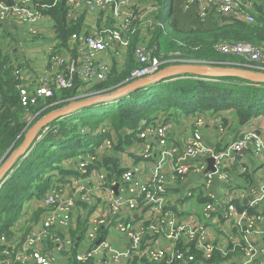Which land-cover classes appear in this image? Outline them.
Returning <instances> with one entry per match:
<instances>
[{"label": "built area", "instance_id": "obj_1", "mask_svg": "<svg viewBox=\"0 0 264 264\" xmlns=\"http://www.w3.org/2000/svg\"><path fill=\"white\" fill-rule=\"evenodd\" d=\"M129 1L66 0L70 18H75L82 9L94 16L103 11L105 16H110L112 23L103 24L100 28L85 32L73 33L70 38L75 49L74 57L67 49L56 53L52 47V56L48 60L50 72L27 77L26 66L15 71L16 78L22 75L25 80V83L16 85V90L18 103L24 110L26 127L32 123L39 112L54 102L45 104V108L35 115L31 114L30 108L39 103H45L44 101L51 98L56 90L72 87L75 77L81 82L77 87L78 94L69 103L106 94L101 93L102 91L87 89L94 82L104 81L108 77L107 73L111 65L104 61L103 56L106 57L107 54L117 57L129 45V37L135 31ZM210 2L217 5L216 10L219 16L234 15L247 23L255 20L251 13L253 0H186L185 7L197 4L199 15L202 16ZM41 18V12L31 6V0H13L11 3L0 0V35L3 24L9 19L25 21L29 33L36 35L37 29L31 25ZM149 23L148 20L144 25ZM215 47L222 54L238 55L245 62L251 63V65L239 63L240 65L264 72V45L222 41ZM133 56L135 65L129 71L130 81L151 76L165 67L163 63L176 60H161L152 56L151 49L144 42L134 47ZM81 89L83 91H79ZM69 103L60 108H64ZM143 124L136 134L145 143L141 155L146 157L156 152L160 162L171 159L168 172L165 173L160 165L149 175L127 168L117 178L114 176L110 178L108 174L100 175L94 169L88 171L87 166L94 162V157L84 158L83 153H78V162L75 167L77 175H73L75 183L73 191L65 195L62 193L63 186H52L41 202L44 210L37 220H33L28 225L22 240L13 242L2 236L0 264L16 262L20 264H128L134 257H137L136 264H211L215 252L218 251L221 256H226L236 251L238 244L231 248L218 247L206 232V226L198 219L196 211H192L190 219L182 223H176L171 213L165 211L168 202L167 178L173 180L185 174L198 173L202 174V180L194 182L195 192L198 195L206 196L207 187L211 182L214 179L222 180L226 191L224 202L226 217L234 220L236 224L245 223L249 229H259L260 242L258 244L251 241L245 246L242 264H254L258 255L264 257V187L257 193L250 188L245 190L244 186H237L233 181L245 171L244 164L235 160L238 158L235 156L242 149H252L250 151L253 156L261 160L263 157L261 169L264 181V138L255 130L247 129L242 131L236 139L225 141L221 149H216L207 144L196 129L183 140L181 146H176L172 143V133L168 122L154 120ZM191 125L196 128L203 127L204 116L199 114L194 117ZM106 130L107 128L101 126L92 130L80 127L81 133H98ZM50 132L56 133V127L48 125L43 127L36 142ZM105 143L110 145L109 140ZM208 157H212L213 169H209L210 166L206 160ZM2 158L3 156L0 162ZM241 191L244 195L240 194ZM190 195L194 196L195 193L189 192L184 196ZM244 197H247L249 202L244 203L243 211L239 208L240 211H238L236 203ZM78 201L90 207L96 206L99 201V206L101 204L107 211V214L86 219V228L79 240L80 244L82 243L81 246L75 245L78 241L76 238L73 240L70 234V230L75 229L72 214ZM212 205L207 201L202 203L204 216L209 214ZM145 207L151 214V219L147 222L135 223L134 215L140 213ZM85 215L89 216L88 211ZM45 239L48 240L51 248L44 242ZM162 239L166 242L165 245H162ZM53 251L62 252L65 255L64 261H56Z\"/></svg>", "mask_w": 264, "mask_h": 264}, {"label": "trees", "instance_id": "obj_2", "mask_svg": "<svg viewBox=\"0 0 264 264\" xmlns=\"http://www.w3.org/2000/svg\"><path fill=\"white\" fill-rule=\"evenodd\" d=\"M152 1L158 13L145 27L139 22L140 27L136 21L133 22L135 31L129 37L128 60L123 68L118 70L114 63L107 73L106 80L94 82L87 90L109 93L130 82L129 71L135 65L133 50L140 42H144L151 49L152 56L161 60L177 61L163 63V66L180 61L239 68H245L238 64L242 57L241 59L231 54H222L215 46L222 41H241L256 46L264 43V0H253L251 13L255 20L252 23H247L234 15L224 17L217 15V5L213 2L207 4L204 14L200 16L197 4L185 7L186 0H169V19L167 18L166 23L164 9L167 0ZM11 2L13 0H9L8 3ZM31 6L41 12L49 29L53 31L49 37L56 53L67 49L74 57L75 49L70 37L73 33L80 32L82 28L79 20L84 19L86 14L80 13L75 18H70L66 0H31ZM103 13L101 11V14ZM98 14L96 16L91 14L93 19L98 21L102 19L96 28L112 23L110 16L106 15L103 19V16L100 17ZM21 36H28L30 43H33L34 38H40L37 36L42 35L30 34L25 21L7 20L0 39L9 38L16 44ZM9 46L10 48L5 51L0 49V158L3 156L0 165L21 144L25 132L35 121L47 112L73 100L78 94L77 87L81 82L75 77L72 87L56 90L51 98L44 101L45 103L30 108L31 114L35 115L45 108V104L54 102L39 112L26 127L24 110L18 103L16 90V85L25 83V80L24 76L16 78L15 74L18 68L23 69L25 61L18 62L20 60L15 58V48L12 44ZM246 69L254 70L248 67ZM107 104L110 106L98 111L93 110ZM204 111H228L234 115L239 125L252 118L264 116V83L232 76L203 77L182 74L139 88L111 103L89 106L77 111L80 112L78 114L74 112L54 120L48 126H55L56 133H47L36 142L25 157L16 161L12 171L7 173L1 183L0 238L2 236L8 240L13 238L17 218L24 214L27 203L33 202L37 205L29 218L37 220L44 210L38 204L42 202L49 189L54 185L63 186L65 178L75 174L71 169L70 174L66 175L68 170L65 169L63 162L80 151L89 150L90 145L97 143L96 140L109 137L110 134L107 132L109 129L117 133L126 130L129 136H134L143 123L148 124L154 120L162 123L176 121L181 114L187 117ZM100 126L107 128L105 133L80 132V127L92 130ZM84 226L85 224L79 221L77 229L70 230L73 240L75 235L84 234ZM22 238L23 234L19 240ZM136 259L137 257H134L128 264H136ZM220 260L223 261L222 256L219 253L215 254L213 262L217 263Z\"/></svg>", "mask_w": 264, "mask_h": 264}, {"label": "crops", "instance_id": "obj_3", "mask_svg": "<svg viewBox=\"0 0 264 264\" xmlns=\"http://www.w3.org/2000/svg\"><path fill=\"white\" fill-rule=\"evenodd\" d=\"M80 13L86 14L84 19L79 20L81 22L82 28L80 32H85L86 30H92L96 28L100 24L99 21L102 20L101 19L98 21V19H93V16L91 14H88L84 9L80 10L77 16ZM141 25L145 27L144 24ZM37 33H40L39 29H37ZM9 44L14 45V43L10 41L9 38L3 40V37H1L0 49L2 51L10 48ZM16 44H20L21 46L23 45L21 39ZM31 45H33V43H31ZM47 46L48 49L41 63H39L38 59H35V56H37L36 53L39 52L38 50L32 52V55L28 54L29 57L27 58L26 52L18 55L17 52H19L21 47H16L15 45L13 46L15 48V58L20 60L18 62H23L22 60L25 61V75L27 77H30V75L39 76L40 74H44L45 72H50L48 70L50 65V63H48V60L52 56V44H49ZM128 51L129 50L127 47L125 50L121 51L119 56L117 57H114L112 55H109V57L106 54V57L103 56L104 61L108 62L109 65H113L114 63H116L118 70L122 69L124 64L128 60ZM46 63L47 67H45ZM199 114L204 116L205 125L203 127L196 128L195 126L191 125V121ZM262 121H264L263 115L252 118L246 123L239 125L234 115L230 114V112L228 111H204L187 117L186 115L181 114L178 116V119L176 121L169 120L168 124L172 133V143L176 146H181L183 140L190 134H192L194 130L198 129L203 140L207 144L216 149H221V145L225 141L236 139L242 131L247 129L255 130V132H257L264 138V123H262ZM175 128L177 129L174 130ZM107 132L110 134L109 137L96 140L97 143L90 145V149L87 151L78 152L83 153L84 155H82L84 158L87 156L94 157V162L90 163L87 166L88 171L94 169L100 175L108 174L110 178L113 177V175L111 174L120 175L123 170L127 168H133L135 172L141 173L143 175H149L150 172L158 165L161 166V169H163L165 173L169 171L171 159H168V161L166 162H160L159 155L156 152H153L146 157L141 155L142 151L145 148V143L136 135L129 136L128 131L126 130H121L117 133L115 130L109 129ZM106 140H109V146L105 143ZM250 150L252 151V149H246L245 153H238V155L235 156L238 157L235 158L237 162H242L244 164L245 171L239 178L236 177L233 181L237 186H244L245 190H248L250 188V190H255L257 193H259L264 187L261 169L263 157L261 160L260 158L253 156ZM77 154L66 159L63 162L65 169L68 170L66 175L70 174L71 169L77 175L75 171V167L78 162ZM117 170H121V172H118ZM75 174H72L65 178L66 182L62 188L63 194H70L73 191V188H75V183L73 181V175ZM118 176L114 177L117 178ZM167 179L168 185L166 189V197L168 199V202L165 207V211L171 213V216L174 218V221L176 223H182L183 221L190 219L191 212L196 211L198 219L202 224L206 226V232L218 247L231 248L235 247L236 243L238 244L236 248L237 252L232 251L226 256H222L223 261L220 260L217 263L213 262V257L217 253H219V255L221 256V253L218 251L215 252L211 259V264H242V261L244 259L243 251L245 246L251 241L258 242L259 244L260 232L258 228L253 230L249 229L245 223L236 224L234 220L226 217L224 210V202L226 197L225 183L222 180L214 179L207 187V195L200 196L195 192L196 188L194 182H200L202 180V174H185L184 176L177 177L173 180H171L169 177ZM115 190L117 192V187H115ZM189 192H194L195 195L184 196ZM240 194L244 195L242 191ZM204 201H207L209 204H213L207 216H204L202 213L201 205ZM246 201L249 202V199L247 197H244L238 203H236L237 210L238 208L240 210L244 209V203ZM38 205H41V203H39ZM87 211L89 214L88 217H86L85 215V212ZM100 214H107V211L105 210V207H102L101 204L99 206V201L96 203V206L93 207H90L89 205L78 201L76 208L72 214L75 229H77L79 221H82L83 224H85V229L87 223L86 219L98 216ZM149 219H151V214L149 213L147 207L143 208L140 213L134 215L135 223L147 222ZM81 237L82 236L80 235H75V238L78 241L75 243V245H82V243L80 244L79 241L81 240ZM165 244L166 242H164V240L162 239V245ZM53 257L56 258V261L63 262L65 255L62 252L53 251ZM254 264H264V257L258 255Z\"/></svg>", "mask_w": 264, "mask_h": 264}, {"label": "water", "instance_id": "obj_4", "mask_svg": "<svg viewBox=\"0 0 264 264\" xmlns=\"http://www.w3.org/2000/svg\"><path fill=\"white\" fill-rule=\"evenodd\" d=\"M7 1L9 2V0ZM182 74H193L203 77L232 76V77L246 79L248 81L264 83V72L262 71L250 70L239 67L213 65V64L200 63V62H195V63L180 62V63H171L163 67L162 69H160L158 72H156L151 76L132 80L109 93L95 96L89 99L71 102L64 108H59L47 112L37 121H35V123H33L29 129H27L21 144L16 149H14L0 165V186L4 178L6 177L7 173L12 171V168L16 163V161L19 158H23L27 155V153L32 147V144L36 142V138L40 130L43 127L50 124L51 122H53L54 120H57L58 118L69 115L71 113L77 112L89 106H93V105L97 106L103 103H111L123 96L128 95L129 93L139 88L147 87L160 80L166 78H174L175 76H179ZM245 151H246L245 149H242L239 152L243 154L245 153ZM207 161L210 166V169H213L211 167L212 157H208Z\"/></svg>", "mask_w": 264, "mask_h": 264}, {"label": "rangeland", "instance_id": "obj_5", "mask_svg": "<svg viewBox=\"0 0 264 264\" xmlns=\"http://www.w3.org/2000/svg\"><path fill=\"white\" fill-rule=\"evenodd\" d=\"M169 2L170 1L167 0L166 8L164 9V14H165L164 19H165L166 23H167V18L169 19V16H168ZM129 5H130V9L132 10V15L134 17L133 22L137 21L140 24H145L148 20L151 21L152 17L158 13L157 7H155V4L153 3L152 0H130ZM98 16H100V17L105 16V12L103 14H101V12H100L98 14ZM44 22H46V20L44 17H42L41 19H38L34 24L31 25L33 28L39 29L40 30L39 34L42 35V36H37L40 38H34L35 40L33 41V45H31L30 40L28 39V36H26V37L21 36L20 37L21 42L23 43L22 46L20 44H18V45L14 44L16 47L17 46L21 47L19 52H17L18 55L26 52L27 58H28L29 57L28 54L32 55V52L38 50L39 52L36 53L37 56H35V59H38L39 63H41V61H43L45 53L48 49L47 45L51 44V42H50L51 38L49 36H51V34L53 33V31L49 29L48 23H44ZM43 23H44V25L42 26ZM4 28H5V23L3 24L2 30ZM14 45H12V46H14ZM263 45H264V43L262 44V46ZM232 56L241 58L238 55H232ZM179 63H180V61H179ZM239 63H247V64L251 65V63L245 62L243 59L241 61H239L238 64ZM241 66H243V65H241ZM243 67L246 68L248 66H243ZM248 68H250V67H248ZM107 106H110V105L107 104V105L98 106L97 108H93V110H95V111L102 110V109L106 108ZM54 110H56V109H54ZM78 113H80V112H76V114H78ZM63 117H65V116H63ZM63 117H61V118H63ZM262 123H264V121H262ZM173 126H175V125H173ZM176 129L177 128H175L174 130H176ZM35 208H36L35 203H33V202L27 203L24 214L20 215L17 218V225L13 229V231H14V235L12 236L13 238H11L9 240H11L13 242L19 241L20 236L25 233V231H26L25 229L27 228V226L33 221V219L29 220V218L31 217V213ZM39 216H40V214H39ZM47 241H48L47 239L44 240V242L47 243V246L49 248H51L50 243Z\"/></svg>", "mask_w": 264, "mask_h": 264}]
</instances>
